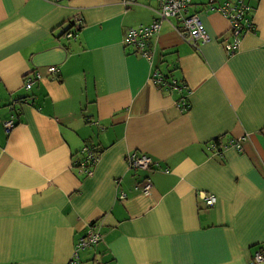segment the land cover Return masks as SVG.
<instances>
[{"label": "crops", "instance_id": "obj_1", "mask_svg": "<svg viewBox=\"0 0 264 264\" xmlns=\"http://www.w3.org/2000/svg\"><path fill=\"white\" fill-rule=\"evenodd\" d=\"M223 1L192 0L207 41L165 21L150 59L126 39L157 0H0V264H69L92 224L81 264H264V0L231 56ZM133 151L155 163L130 168Z\"/></svg>", "mask_w": 264, "mask_h": 264}, {"label": "built area", "instance_id": "obj_2", "mask_svg": "<svg viewBox=\"0 0 264 264\" xmlns=\"http://www.w3.org/2000/svg\"><path fill=\"white\" fill-rule=\"evenodd\" d=\"M59 2L60 0H56ZM139 0H124L127 5L136 4ZM213 0H211L212 2ZM158 9L157 15L154 20L148 25H141L135 28H131L126 43L129 46L135 47V50L142 57H152L150 50L151 41L162 30V25L165 21L176 20L178 23L174 28L179 32L184 40L197 47L198 41H207L209 34L207 29L198 13H190L189 8L192 4V0H157ZM211 10L220 12L225 18L228 19L230 24V32L232 34L231 41H225V48L228 54H234L240 47L242 37L250 31L256 29L254 21V6L250 4L248 0H225L217 6L211 4ZM72 30L66 33L67 38H73L76 32L81 28L83 24V17L81 15H75L71 21ZM49 71L57 75L59 68L57 66H49ZM157 80L166 84L165 78L160 73H156ZM40 73H37L34 77H28L24 83L27 88L34 85L36 79L40 78ZM176 84V81L174 82ZM15 125V118H11L5 122V128L7 132H10ZM228 147V144H223L220 148L215 144L212 145V149L219 153L222 148ZM90 160H98L97 155L92 152H88L86 159L81 161V166L86 168V164ZM128 163L131 168L136 169H150L155 163L153 158L143 152H130L128 155ZM86 172L91 174L92 171L86 168ZM153 184L151 180L146 179L143 190L149 192ZM205 205L207 208L213 207L217 202V196L214 193H204ZM121 197H124L122 195ZM102 240L100 231L96 230L93 225L87 232L86 236L79 238L76 245L74 255L72 256L69 264H80V252L87 248L94 247ZM264 260V253L258 252L255 255V261L260 262Z\"/></svg>", "mask_w": 264, "mask_h": 264}, {"label": "trees", "instance_id": "obj_3", "mask_svg": "<svg viewBox=\"0 0 264 264\" xmlns=\"http://www.w3.org/2000/svg\"><path fill=\"white\" fill-rule=\"evenodd\" d=\"M72 30V26L70 27V29L67 31V32H69V31H71ZM254 31V30H253ZM66 32V33H67ZM251 32V31H250ZM65 33V34H66ZM77 33V32H76ZM237 52V51H236ZM235 52V53H236ZM230 56L231 55H233V54H229ZM166 84H167V82H166ZM177 84V83H176ZM176 84H174L175 86H176ZM88 152H92L94 155H97V157H98V160H100L99 159V155H100V152H97L96 150L94 151V150H89ZM88 154V153H87ZM87 154H86V156L84 157V159H86V157H87ZM98 160H96V161H93V160H90L89 161V163L88 164H86V168H88V169H90L92 172H93V169H94V166L96 165V163L98 162ZM78 166L80 167L81 166V164L79 165L78 164ZM82 167V166H81ZM86 168H83V171H85V173L88 175V173L86 172ZM131 168V167H130ZM132 169H136V168H132ZM137 170V169H136ZM211 208V207H210ZM93 226L95 225V224H92ZM80 264H81V262H80Z\"/></svg>", "mask_w": 264, "mask_h": 264}, {"label": "rangeland", "instance_id": "obj_4", "mask_svg": "<svg viewBox=\"0 0 264 264\" xmlns=\"http://www.w3.org/2000/svg\"><path fill=\"white\" fill-rule=\"evenodd\" d=\"M224 45H225V43H224Z\"/></svg>", "mask_w": 264, "mask_h": 264}]
</instances>
